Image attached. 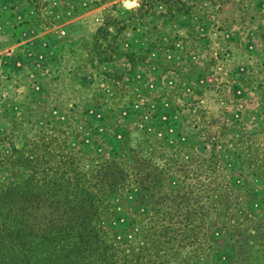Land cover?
I'll return each mask as SVG.
<instances>
[{
	"label": "rangeland",
	"instance_id": "1",
	"mask_svg": "<svg viewBox=\"0 0 264 264\" xmlns=\"http://www.w3.org/2000/svg\"><path fill=\"white\" fill-rule=\"evenodd\" d=\"M25 1L0 0V15ZM137 6L38 0L35 21L0 24V153L55 123L71 150L114 158L105 134L127 136L161 171L162 222L190 236L177 260L202 244L200 264H264V0ZM138 195L101 218L118 240L153 215Z\"/></svg>",
	"mask_w": 264,
	"mask_h": 264
},
{
	"label": "trees",
	"instance_id": "2",
	"mask_svg": "<svg viewBox=\"0 0 264 264\" xmlns=\"http://www.w3.org/2000/svg\"><path fill=\"white\" fill-rule=\"evenodd\" d=\"M153 1L138 0L135 11ZM37 3L26 0L13 13L0 15L2 28L5 20L13 25L35 21ZM175 7L171 2L169 13ZM17 12L29 18L15 24ZM104 31L96 30L94 42ZM55 124L0 153V264H200L202 244L198 253L191 249L187 260H177L191 245L190 236L185 228L172 226L177 220L162 222L161 171L145 161L140 143L127 148V136L105 134V143L121 158L93 154L90 148L71 150L67 130ZM134 187L138 202L149 204L153 215L145 224L141 216L134 240H118L101 218L110 212L113 196Z\"/></svg>",
	"mask_w": 264,
	"mask_h": 264
}]
</instances>
